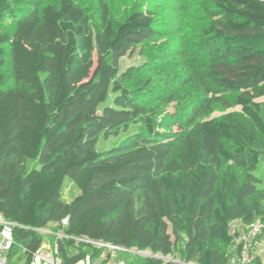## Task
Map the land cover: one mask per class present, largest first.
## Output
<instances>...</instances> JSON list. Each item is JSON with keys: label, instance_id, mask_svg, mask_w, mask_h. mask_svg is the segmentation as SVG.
<instances>
[{"label": "trees", "instance_id": "trees-1", "mask_svg": "<svg viewBox=\"0 0 264 264\" xmlns=\"http://www.w3.org/2000/svg\"><path fill=\"white\" fill-rule=\"evenodd\" d=\"M15 4L0 0V24L14 15L12 31L0 28V214L16 224L23 250L10 256L23 253L29 264L42 229L67 217L64 233L79 240H55L65 263L96 257L95 241L151 254L127 256V264H228L231 221L264 223L255 174L264 164V102L257 100L264 96V0L204 6L211 17L204 59L190 64L180 86L188 89L187 109L159 120L119 68L160 34L150 7L118 20L105 0L98 17L74 0ZM111 93L112 104L101 107ZM217 105L226 111L211 116ZM139 118L143 129L98 148L101 134L116 135ZM66 178L79 190L68 202L61 199ZM250 264H264V255Z\"/></svg>", "mask_w": 264, "mask_h": 264}, {"label": "rangeland", "instance_id": "rangeland-1", "mask_svg": "<svg viewBox=\"0 0 264 264\" xmlns=\"http://www.w3.org/2000/svg\"><path fill=\"white\" fill-rule=\"evenodd\" d=\"M14 8H22L28 0H14ZM47 1V0H45ZM112 16L122 20L135 8H151L155 14L160 34L151 40L137 45L132 52L127 53L119 61L120 72L129 71L131 74L126 88L132 95L146 94L149 107L155 110L154 118L159 120L171 113H183L189 102L188 89H181L182 81L191 72L189 66L197 60L204 59V52L200 50L203 29L211 21L210 15L204 6L210 5V0H105ZM84 8L86 13L98 17L99 0H74ZM13 13L7 14L0 24L2 31H12ZM203 52V53H202ZM7 83H11L9 68L6 70ZM190 86V85H189ZM171 90L175 91V101L166 103L165 98ZM114 94L100 106L111 105ZM264 102V96L257 98ZM232 107L228 111H238ZM226 110L215 106L213 115H221ZM128 129L119 131L116 135L108 137L100 135L98 148H109L118 144L126 135L143 129L141 119L128 125ZM175 131V127L172 128ZM33 165L29 162V166ZM260 179L259 186L264 188V164L261 162L255 172ZM79 192L75 184L68 178L64 180L61 190V199L70 201ZM264 207V199L262 200ZM56 222L49 223L42 229V243L52 245L59 231ZM233 251V246L228 249ZM132 259V255L121 254L122 258ZM25 256L20 253L12 259V264H24Z\"/></svg>", "mask_w": 264, "mask_h": 264}, {"label": "built area", "instance_id": "built-area-1", "mask_svg": "<svg viewBox=\"0 0 264 264\" xmlns=\"http://www.w3.org/2000/svg\"><path fill=\"white\" fill-rule=\"evenodd\" d=\"M68 218L65 217L59 222V231L54 233L56 239H76L65 234L63 229L67 225ZM16 224L0 214V264H12L15 256L10 253L18 248L23 251L21 246L17 245L13 236V229ZM230 233L234 235V252L228 258V264H250L253 256L264 255V241L260 238L264 223L260 220L244 226L239 221H231ZM92 245L100 249L96 257L86 255L83 259L73 263H65L61 258L56 243L41 245L32 253L29 264H127V261L120 257L121 254L132 256H151L148 251L138 250L136 248H126L114 243L89 241Z\"/></svg>", "mask_w": 264, "mask_h": 264}]
</instances>
